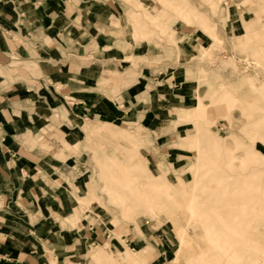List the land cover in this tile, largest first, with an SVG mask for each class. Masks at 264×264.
Segmentation results:
<instances>
[{
    "label": "rangeland",
    "instance_id": "1",
    "mask_svg": "<svg viewBox=\"0 0 264 264\" xmlns=\"http://www.w3.org/2000/svg\"><path fill=\"white\" fill-rule=\"evenodd\" d=\"M111 1L110 26L128 45L102 63L101 85L124 88L128 78L134 104L152 99L139 79L173 87L183 72L194 89L176 128H160L159 109L139 130L136 116L96 114L81 120L88 130L70 131L69 160L82 164L74 218L100 236L83 264H144L125 257L136 255L140 227L165 252L138 251L145 264H264V0ZM176 130L184 140L175 160Z\"/></svg>",
    "mask_w": 264,
    "mask_h": 264
},
{
    "label": "crops",
    "instance_id": "2",
    "mask_svg": "<svg viewBox=\"0 0 264 264\" xmlns=\"http://www.w3.org/2000/svg\"><path fill=\"white\" fill-rule=\"evenodd\" d=\"M114 11L111 0H0V264H83L87 243L100 239L73 213L71 192L81 184L82 164L75 155L71 162L67 151L70 131L89 128L83 118L136 116L131 130H139L159 109L160 128H176L186 116L194 87L183 72L173 87L137 80L136 87L152 90L150 102L137 100L138 107L128 78L124 88L101 85L110 70L102 63L113 61L108 57L117 46L128 45L110 26ZM175 134L167 155L176 160L184 135ZM140 229L132 247L136 255L127 249L125 257L145 264L138 251L165 252Z\"/></svg>",
    "mask_w": 264,
    "mask_h": 264
},
{
    "label": "bare ground",
    "instance_id": "3",
    "mask_svg": "<svg viewBox=\"0 0 264 264\" xmlns=\"http://www.w3.org/2000/svg\"><path fill=\"white\" fill-rule=\"evenodd\" d=\"M180 235V242H181V246H183V244H184V242H185V236H184V234H179ZM261 252H263L264 253V246L262 247L261 246Z\"/></svg>",
    "mask_w": 264,
    "mask_h": 264
}]
</instances>
